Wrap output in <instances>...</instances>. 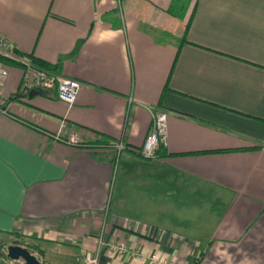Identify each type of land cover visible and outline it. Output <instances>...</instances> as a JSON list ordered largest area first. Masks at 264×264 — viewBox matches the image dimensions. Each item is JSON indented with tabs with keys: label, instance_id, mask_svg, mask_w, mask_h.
<instances>
[{
	"label": "crops",
	"instance_id": "crops-1",
	"mask_svg": "<svg viewBox=\"0 0 264 264\" xmlns=\"http://www.w3.org/2000/svg\"><path fill=\"white\" fill-rule=\"evenodd\" d=\"M176 1L0 0V35L82 83L70 107L22 97L7 64L0 234L50 242L51 264L100 241L101 264H264V0ZM158 111L167 138L145 160ZM61 121L84 146L47 135Z\"/></svg>",
	"mask_w": 264,
	"mask_h": 264
},
{
	"label": "built area",
	"instance_id": "built-area-1",
	"mask_svg": "<svg viewBox=\"0 0 264 264\" xmlns=\"http://www.w3.org/2000/svg\"><path fill=\"white\" fill-rule=\"evenodd\" d=\"M8 63L17 64L22 68L20 96L28 95L31 91H40L41 95L55 92L58 100L69 107L74 105L82 87L81 82L35 67L27 57H23L18 53L13 42L0 35V88L5 85L7 79ZM0 115L9 116L7 108L3 105H0ZM64 128L65 121H61L57 132L54 135H47L64 145L81 147L82 144L75 137L64 138L62 136ZM166 138V114L158 111L153 120V127L142 145L140 151L142 158L145 160L155 158L159 144L164 143ZM116 148L118 151L122 150L121 145L116 146ZM101 245L102 242L100 241L94 255H91V253L85 254L84 261L86 264H101L98 251ZM106 247L108 252L114 257H121L127 252V247L124 243L110 241ZM138 259L143 260V257L140 256ZM150 260L159 263L154 255L150 257ZM160 264H166V262L163 261Z\"/></svg>",
	"mask_w": 264,
	"mask_h": 264
},
{
	"label": "rangeland",
	"instance_id": "rangeland-1",
	"mask_svg": "<svg viewBox=\"0 0 264 264\" xmlns=\"http://www.w3.org/2000/svg\"><path fill=\"white\" fill-rule=\"evenodd\" d=\"M176 9L179 7V1L175 3V5L173 6V9ZM27 97V95H26ZM24 98L25 100L27 98ZM37 97H42V95L40 96H36ZM114 182V179H113ZM118 183V181H117ZM114 190H113V183L110 187V193L108 196V200H111V194L113 192V198H112V204L110 205V214L109 217L112 214L113 211V207H114V197H115V191L117 189L116 186H114ZM109 209V208H108ZM108 211V210H107ZM125 214H128L127 212H125ZM50 242L47 243H42V242H38L35 238H33L30 235H18V236H14V235H3L0 234V264H24L22 261H11L10 259H8L7 257V248L9 246H19L22 247L24 249H26L27 251H29V253L31 255H33L41 264H51L54 262V257L55 255L53 254L54 252L51 251V249H48L50 246L46 245L49 244ZM64 240H60V242H57L56 244H62V245H67L64 244ZM57 246V245H56ZM43 247L45 249H43ZM56 249V247H55ZM60 250V249H59ZM43 251V255H41V252ZM69 252H78V248H73V247H67V256L69 255ZM56 260V259H55ZM58 264H74V260L70 261V257H67V262H64L63 260H58L57 259ZM56 262V263H57ZM80 263H82V258Z\"/></svg>",
	"mask_w": 264,
	"mask_h": 264
},
{
	"label": "water",
	"instance_id": "water-1",
	"mask_svg": "<svg viewBox=\"0 0 264 264\" xmlns=\"http://www.w3.org/2000/svg\"><path fill=\"white\" fill-rule=\"evenodd\" d=\"M41 95L40 91H31L28 94L29 98ZM7 257L11 261H22L24 264H40V262L29 253L26 249L19 246H9L7 248Z\"/></svg>",
	"mask_w": 264,
	"mask_h": 264
},
{
	"label": "trees",
	"instance_id": "trees-1",
	"mask_svg": "<svg viewBox=\"0 0 264 264\" xmlns=\"http://www.w3.org/2000/svg\"><path fill=\"white\" fill-rule=\"evenodd\" d=\"M178 1H181V3H182V1H186V0H177V2H178ZM181 8H182V7H180V8L178 7V8L176 9V7H175V9H172V13H173L174 15L178 14V13H179V11H177L178 9H179L180 11H183V9H181ZM192 18H193V12L191 13L190 17L188 18V20H187V22H186L182 42H184L185 39H186V35H187V32H188V30H189V28H190V25H191V22H192ZM177 56H178V54L176 55V58H175L174 64H175V62H176ZM28 59L30 60V62H31L35 67L40 68V69H43V70H46V71H54L55 68H56L55 66L50 65L49 63H46V62H44V61H42V60H40V59H38V58H35L33 55H29V56H28ZM13 64H14V63H13ZM174 64H173V66H172L171 71L173 70ZM15 65H17V64H15ZM17 66H19V65H17ZM19 67L21 68V66H19ZM21 70H22V68H21ZM167 84H168V83H167ZM165 89H166V87H165ZM16 100H18V98H16ZM82 146H84V145L82 144L81 147H82Z\"/></svg>",
	"mask_w": 264,
	"mask_h": 264
}]
</instances>
